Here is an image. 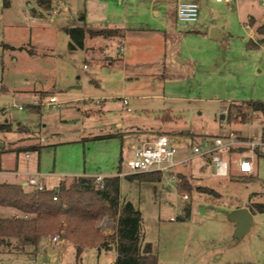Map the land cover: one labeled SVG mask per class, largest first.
<instances>
[{"label": "rangeland", "instance_id": "obj_1", "mask_svg": "<svg viewBox=\"0 0 264 264\" xmlns=\"http://www.w3.org/2000/svg\"><path fill=\"white\" fill-rule=\"evenodd\" d=\"M13 1V7L5 10L6 17L0 16V89L5 87L0 90V110H3L0 124H10L8 130L0 129V170L9 172L0 173V182L21 183L20 174H30L38 168L43 174H55L47 178L54 184L58 183L57 176L71 179L72 174L85 170L95 174L111 167L115 171H127L129 138L133 135L142 132L169 135L176 131L191 145L195 135L215 133L227 121L229 109L235 111L245 101H264V52L261 47L248 46L254 30L247 23L248 14L262 20L264 5L260 0H237L234 4L196 0L199 5L196 22L179 21L173 4L165 9L158 6L157 15V6H151V0H135L146 4L129 8L131 15L135 8L141 9L151 27L160 26L158 21L162 19L170 25L165 30L167 64L161 70L145 65L136 74L130 68L126 75L136 78L127 80L120 68V56L111 59L115 62L112 66L103 52L96 60L85 57L82 49L69 48L70 36L59 28L64 16L73 24L70 13L89 8L95 11L96 6L90 0H62L64 13L46 19L36 17L27 0ZM171 1L174 0L168 3ZM94 2L108 11L116 5L108 0ZM245 2L246 8L240 10V3ZM2 7L0 0V12ZM35 8L40 9L37 5ZM213 28H219L224 38H211ZM255 41H260L257 34ZM182 56L189 60L184 64L176 62ZM157 70L164 73L155 74ZM137 85L142 86L143 94L159 93L165 97L131 98L124 104L119 96L137 94L140 91L128 89ZM42 91L46 95L40 101H48L53 92L60 105L45 106L42 113L30 111L28 105ZM81 94L112 98L106 105L94 100L91 107L95 106L97 112L88 119L73 101ZM10 105L15 106L6 110ZM17 105H23L24 109H18ZM99 109H104L106 114ZM252 115L249 122L226 124L222 128L227 133L259 141L264 116L260 112ZM117 120L124 125L120 129L124 133L122 138L107 135L116 131ZM20 125L29 128L35 136L40 135L43 127L45 146L40 154L17 153L12 149L24 136L17 130ZM93 133L102 136L94 137ZM258 151L255 150V156ZM217 155L226 158L224 153ZM211 165L207 169L209 176L216 172L214 163ZM252 173L256 177L250 181L243 177L232 180L211 177L209 184L216 192L210 195L197 193V187L193 194L179 191L175 181H168V175L156 183L124 178L122 196L140 209L142 242L151 243L159 264H264V212L253 214L254 224L241 238L234 236L235 223L229 219L236 206L250 207L252 203L264 202V149L254 159ZM24 187L32 189L31 185ZM183 194L188 198H183ZM189 205L191 214L183 218ZM13 212L12 208L0 207L1 216ZM98 226L102 232L112 234L116 220L107 215ZM54 235L44 237L38 249L29 246L24 252L16 250L13 245L16 239H11L12 246L0 251V264H76L75 245L68 240L56 245L49 240ZM116 257V252L99 246L85 248L81 259L83 264H112Z\"/></svg>", "mask_w": 264, "mask_h": 264}, {"label": "trees", "instance_id": "obj_2", "mask_svg": "<svg viewBox=\"0 0 264 264\" xmlns=\"http://www.w3.org/2000/svg\"><path fill=\"white\" fill-rule=\"evenodd\" d=\"M44 10L52 8L53 0H37ZM9 0H4L7 6ZM82 14L81 19H84ZM70 36L69 48H83L86 36H110L123 34L120 29H93L85 26H73L65 29ZM260 41L250 39V47H262L264 52V23L256 27ZM30 111L40 113L39 104L28 105ZM3 112V110H0ZM264 116V101L251 100L238 104L235 111L228 110L226 122L251 121L253 113ZM8 122L1 123V130L10 128ZM24 131L23 128H19ZM25 132H28L26 130ZM262 138L264 140V125ZM41 144L16 147L17 153L37 151ZM132 180L145 182H160L163 179L161 171H151L129 175ZM181 181L177 190L192 193V185L184 175H179ZM62 179L54 188L43 190H27L21 183L0 182V207L12 208L19 213L15 216L0 215V251L13 244L19 252L27 247L38 249L47 235H58L62 240L72 242L76 247V264H83L81 256L87 247H104L107 251L115 249L117 257L112 264H159L158 255L153 252L149 242L141 239L142 213L133 202L123 198L121 194V177L119 175L103 177L97 181L94 176L76 175L71 179ZM254 177H245L250 181ZM198 191L214 194L212 188L198 187ZM254 214L264 212V202H255L249 207ZM190 214V205L186 207L185 217ZM110 216L116 220L115 231L112 234L102 232L99 228L101 219ZM114 244V247L112 246Z\"/></svg>", "mask_w": 264, "mask_h": 264}, {"label": "crops", "instance_id": "obj_3", "mask_svg": "<svg viewBox=\"0 0 264 264\" xmlns=\"http://www.w3.org/2000/svg\"><path fill=\"white\" fill-rule=\"evenodd\" d=\"M61 1L62 0H53L52 8L50 10L42 9L39 6L37 0H27V4L31 8L35 9L36 17L39 16V18H41V19H46V18H48V16H52V15L59 16L61 13H64L63 12L64 8L61 7V4H60ZM64 1H66V0H64ZM180 1H193V2L197 3L196 0H174V1H171V3H168V0H151L150 5L151 6H157L158 10L156 11V14L158 15V14H160L159 7L160 8L163 7V9H165L168 6H171L170 4H173L174 9H175V14H176L177 4ZM217 1H225V2H227V4L237 3V0H231L229 2L226 0H217ZM89 2H90V4H94V6H96V8H94L95 11H93L89 8V10L86 9L85 12H81V13L77 12L76 14L70 13V17L73 20V24L72 25L69 24L67 22L68 16H64L63 20H61L59 22V23H61L59 28L62 31L66 32L65 29L68 27L85 26L86 25L88 28H93V29H120L123 31V34H116V35H110V36H104V35L88 36L87 35L85 38L84 47L79 48V49H82L84 51L85 57H89L91 59L96 60V59H99L101 57V53L103 52L105 55L104 58L110 59V62H108L109 66H112L113 64H115V62L111 61V59L116 55L120 56L122 59V61L120 63V68H122V70L125 72L124 80L136 78V76H127L126 75V73L128 72V70L130 68L133 69V71L136 74L138 71H141V69H143V67L145 65L154 66L155 68H158L159 70L164 69L166 67L167 61H166L165 55H166V49H167V46H166L167 39L165 38V30H168V28H170V25L162 19V20L158 21L160 23V26L157 25L156 27H151L150 26L151 24H149V22H147V20L145 19L146 16L142 15V14H144V11L141 9L139 11V9L135 8V12H133L131 15L130 9L134 8L135 4H138L139 6L141 5L143 7L146 4L144 1H140V3H136L135 0L113 1V2H116V5L110 6L109 11L106 10V7L103 5L97 6L96 2H94V0H90ZM13 4H14V1L9 0V4L7 6H5L4 0H3V7H2V10L0 12V16L6 17L5 16V14H6L5 10H10L13 7ZM35 5H37L40 8L38 11L35 8ZM246 5H247L246 2L244 4L240 3V10L242 8H246ZM82 14H84V16H85L84 19H81ZM247 20H248V22H247L248 25L251 26L254 30V35H253L254 37H252L251 39L255 40V35L257 34L256 33V27L258 25L264 23V16L262 17V20H260L257 17H255L254 15L248 14ZM220 33H221V31H220ZM223 38H224V36L221 34V38H219V39H223ZM252 48H255V47H252ZM77 49L78 48L73 49V50H77ZM149 55H155L156 58H150ZM183 58H184L183 56L177 57L176 62L184 64V63H186L187 60H189L187 58H184V59ZM84 66L86 67V65H84ZM159 70H157V72H155V74L164 73V72H159ZM150 72L154 73L152 70ZM92 81H94V79ZM1 89H5V87L2 86ZM124 89L127 91L126 85H125ZM128 89L132 90V91L134 90V91H140V92H137V94H135V95L127 96V94H125V95L123 94V95L119 96V98L123 100L124 104H127L128 100L131 98H138L140 100V99H148V98L154 99V98H164L165 97L159 93L143 94L141 92L142 86H138V85L136 87H129ZM45 95H46L45 92H43V91L40 92L39 97L36 96L37 98H34V100L31 102V104H38V101L41 100V97H44ZM51 95L56 96V94L53 92L50 93V96ZM111 98L100 97L96 94H92V96H89L86 94H81L80 96L78 95L77 97H75L73 101H75L77 103L76 106L78 107L79 111L82 112V114L85 115L86 118L91 119V115H94V113L97 112L96 108H94L95 106L91 107L94 100H96L97 104L106 105V101L111 99ZM43 109H44V107L42 106L41 110L43 111ZM99 110H101V113L103 115L106 114V111L104 109L103 110L99 109ZM42 111L40 113H42ZM237 123H242V122L228 123V122L223 121L222 124L220 125L221 127L219 129L217 128V130H215V133L207 134V132H206L203 135L202 134L195 135L194 137H196L195 138L196 140L191 145L189 143V140L184 139L181 136H178V134H176L177 133L176 131H172V133L169 135L165 134V135L169 136L172 139L173 143L178 147V150H179L178 155H177L178 161H182L185 158L191 157L187 162H180L176 167L173 168V172L178 177L180 174L186 176L187 179L190 181L193 189L194 188L196 189V187L198 188L199 186H205V187L213 189L214 187L211 184H209V182L213 180L211 178L213 176L217 177V178L229 177L230 180L238 179L241 177H243V178L254 177V179H255L256 176L253 175V173H252L253 171L251 173H248V174L241 173L239 171V165L238 164H239L241 159L247 157L252 161L253 170H254V159L257 156L262 155L264 148H261V149L258 148L259 151H258V154L256 156L254 153H255V150H258V149H255L253 152L248 147L245 148L246 146H244L243 149H237V148L241 147L242 145L232 147L229 149H223V150L219 151L218 153H224V155L226 157L224 160H227L229 163V170H228L227 176H218V175H216V173L213 174L212 172L209 176L207 169L210 168V165L212 164L210 157L209 156H207V157L192 156V146L193 145L202 144L205 141L211 140L215 136H227L228 135L227 131L226 130L224 131L222 127H224V125H226V124L231 125V124H237ZM46 125L47 124H43V127H46ZM114 125H115L116 131L110 132L107 135L113 136L115 138H122V134H124V133L121 132L120 129L124 127L123 122L117 120ZM43 127L40 128V135L35 136V134H33V132H31V130L29 128L22 127L21 125L18 126V128H17L18 132L24 134V136L20 137L18 139V141L14 143L15 146L13 148L12 147L11 148L15 149L16 147H21L24 145H31V144H41L44 147L45 142L43 143V141H45V139H44L43 135L41 134ZM19 128H23L24 131H20ZM26 130H28V132H25ZM161 134L162 133H160V134L159 133L158 134H149L147 132L135 134L129 138V144L130 145L129 144L128 145L130 146V149L132 151V148L134 146L142 145L144 143H150V142L154 141ZM93 135H94V137H98V136L101 137L102 136L101 134H96V133H93ZM32 137H34L35 139L34 138L31 139ZM238 137L241 139H249V137L245 136V135H240ZM261 139H263L262 135H261ZM25 152L27 153V152H31V151H25ZM32 152H34V151H32ZM35 152H37V151H35ZM189 152H191L190 155H188ZM38 154H40V152H38ZM130 154H131V152H130ZM130 154H129V156H130ZM179 155H183L182 158H179ZM27 157H28V155H27ZM125 172H126V170L122 171L121 169L115 171L111 167V169L107 170L106 172H99V173L95 174L93 172H88L87 170H85L83 173L79 172L78 174H72L71 176L85 175V176H94V177H97V176L106 177V176L119 175L121 177V194H122L123 179L126 178L127 181H133L129 177V175L124 174ZM0 173L9 174V172L6 170H0ZM36 173H39L41 175L40 181L45 185L46 188H50V189L56 187L58 185V183L63 179V176L62 177L57 176L58 177V181H57L58 183L54 184L52 182V180H50V179L47 180V178H53L54 176H56L52 172H50L49 174H43L39 171V168H38L37 171L31 172L30 174H36ZM164 176H167V174L163 173V178H164ZM17 177H19V176H17ZM20 179L22 180L21 184H23L24 186L28 185V184H26V181L24 180V177L22 175H21ZM168 181H170L169 178H168ZM14 183H16V182H14ZM152 183H156V182H152ZM32 189H34L33 186H32ZM176 189H177V183H176ZM195 189L192 191V194L194 191L197 190V189L196 190ZM155 192H157V187H155ZM199 192L200 191H198L197 193H199ZM160 193L162 194L161 191H160ZM201 193H203V192H201ZM208 195H210V194H208ZM124 199L128 200L126 197ZM242 207H247L250 210V208H249V206H247V204L236 206V209L242 208ZM185 211H186V209H185ZM16 213H17V211L14 210L13 213H11V214L9 213L7 216H12V215H15ZM190 214H191V208H190ZM190 214H189V216H190ZM183 218H185V216H183ZM235 229H236V223H235ZM111 251L116 252L115 249H113ZM116 254H117V252H116Z\"/></svg>", "mask_w": 264, "mask_h": 264}, {"label": "built area", "instance_id": "obj_4", "mask_svg": "<svg viewBox=\"0 0 264 264\" xmlns=\"http://www.w3.org/2000/svg\"><path fill=\"white\" fill-rule=\"evenodd\" d=\"M108 1H123V0H108ZM231 1V0H226ZM261 4L264 5V0H260ZM177 19L182 22H196L199 18V5L193 1H180L177 4L176 10ZM39 105L45 106H59L60 102L55 95H51L48 101H40ZM15 105L6 107L9 110ZM20 110L24 109L23 105H17ZM246 146L252 150L258 148H264V140L259 141L253 139H241L233 132L228 133L227 136H215L211 140L205 141L202 144L192 146V156H209L211 162L216 167V175L227 176L229 170V163L227 160L220 158L217 154L223 149H229L236 146ZM178 147L173 143L172 139L165 135H159L154 141L150 143H144L142 145L134 146L132 148L130 156L127 158V171L125 175H132L138 173H145L151 171H161L166 173L170 181L179 183L181 181L174 172L173 168L176 167L180 162H187L191 157L185 158L182 161H178ZM239 171L243 174H248L253 171V164L249 158H243L239 162ZM26 181V184L33 186L36 189L43 190L45 185L40 181L41 175L36 174H21ZM97 181H101L103 176H97ZM183 198L187 199L188 195L183 194ZM56 245H60L63 240L58 236L54 235L49 238Z\"/></svg>", "mask_w": 264, "mask_h": 264}, {"label": "water", "instance_id": "obj_5", "mask_svg": "<svg viewBox=\"0 0 264 264\" xmlns=\"http://www.w3.org/2000/svg\"><path fill=\"white\" fill-rule=\"evenodd\" d=\"M210 36L213 39L221 38L220 29L213 28ZM229 219L236 223L234 236L238 238L243 237L254 224L253 214L247 207L233 210L229 215Z\"/></svg>", "mask_w": 264, "mask_h": 264}]
</instances>
